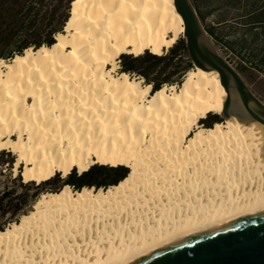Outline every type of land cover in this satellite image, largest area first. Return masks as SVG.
Instances as JSON below:
<instances>
[{"label":"bare ground","instance_id":"1","mask_svg":"<svg viewBox=\"0 0 264 264\" xmlns=\"http://www.w3.org/2000/svg\"><path fill=\"white\" fill-rule=\"evenodd\" d=\"M182 31L172 0H73L51 47L0 62V151L22 182L129 169L105 190L42 195L0 231V264H129L264 212V126L199 122L221 113L217 72L154 93L115 72L121 54L160 55Z\"/></svg>","mask_w":264,"mask_h":264},{"label":"trees","instance_id":"2","mask_svg":"<svg viewBox=\"0 0 264 264\" xmlns=\"http://www.w3.org/2000/svg\"><path fill=\"white\" fill-rule=\"evenodd\" d=\"M72 1L4 0L0 6V19L4 24L0 31V61H10L27 49L51 47L69 19ZM191 3L208 38L222 57L242 77L255 73L264 80V0H206L207 11L201 9L198 0H191ZM206 17L212 20L208 23ZM118 64L119 74L142 80L151 86V93L163 87L181 85L193 69L181 37L160 55L147 50L136 56L121 54ZM199 122L205 129H210L222 120L219 115L208 113ZM0 153L11 154L6 150ZM11 156L10 163L0 161V231L32 213L41 194L57 193L63 187L73 191L83 188L105 190L117 185L129 173V169L121 165L94 164L81 174L72 170L64 178L55 174L38 184L24 183L20 176L21 165L13 173L15 157Z\"/></svg>","mask_w":264,"mask_h":264},{"label":"water","instance_id":"3","mask_svg":"<svg viewBox=\"0 0 264 264\" xmlns=\"http://www.w3.org/2000/svg\"><path fill=\"white\" fill-rule=\"evenodd\" d=\"M172 2L182 19L181 38L192 68L215 71L219 75L226 93L219 117L223 121L235 117L264 126V104L212 47L191 1ZM232 97L238 102L236 108ZM129 264H264V212L187 238Z\"/></svg>","mask_w":264,"mask_h":264},{"label":"rangeland","instance_id":"4","mask_svg":"<svg viewBox=\"0 0 264 264\" xmlns=\"http://www.w3.org/2000/svg\"><path fill=\"white\" fill-rule=\"evenodd\" d=\"M191 1V0H190ZM199 1V5H201V9H203L204 11H207V7L206 6H204L205 4H204V1H206V0H198ZM207 1H210V2H212V0H207ZM70 8H71V5H70ZM70 11V10H69ZM70 16V15H69ZM212 20V18L211 17H206V19H205V21L206 22H210ZM202 24V23H201ZM63 33V32H62ZM62 33H60V34H62ZM181 37V36H180ZM210 40V39H209ZM210 44L212 45V47L220 54V52L215 48V46H214V44L210 41ZM163 52H165V49L163 50ZM162 52V53H163ZM221 55V54H220ZM222 56V55H221ZM1 62V61H0ZM6 62H9V61H6ZM1 63H4V62H1ZM232 66V65H231ZM118 67H119V64H118V61H117V68H116V73L117 74H119L118 73ZM234 68V67H233ZM241 76V75H240ZM242 77V76H241ZM133 79H137V78H135V77H132ZM242 79L244 80V82L246 83V85L248 86V88L252 91V93L264 104V80L258 75V74H255V73H253V74H248V75H246V76H244L243 75V77H242ZM138 81L140 82V84L141 85H145L144 83H143V81L142 80H139L138 79ZM179 86V85H178ZM175 87H177V86H175ZM221 119V118H220ZM222 120V119H221ZM224 121L222 120V123H223ZM202 125V124H201ZM203 126V125H202ZM191 135H192V133H191ZM15 157V156H14ZM22 166V165H21ZM17 167H18V165H13V173L15 174L16 173V170H17ZM14 168H16V169H14ZM22 169V168H21ZM76 171V170H75ZM77 173V172H76ZM45 194V193H44ZM42 195V194H41ZM40 195V196H41ZM40 196H39V198H40ZM38 198V199H39ZM37 199V200H38ZM36 200V201H37ZM35 201V202H36ZM31 212V211H30Z\"/></svg>","mask_w":264,"mask_h":264},{"label":"snow or ice","instance_id":"5","mask_svg":"<svg viewBox=\"0 0 264 264\" xmlns=\"http://www.w3.org/2000/svg\"><path fill=\"white\" fill-rule=\"evenodd\" d=\"M3 3H4V0H0V6H2ZM3 28H4V24H3L2 19H0V31H2ZM17 35H19V34H17ZM262 54H264V52H262ZM11 159H12L11 154L5 156V155H3V153H0V161L7 160L10 163L11 162ZM105 162H107V161H105ZM0 166H2V165H0Z\"/></svg>","mask_w":264,"mask_h":264}]
</instances>
